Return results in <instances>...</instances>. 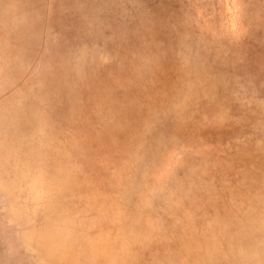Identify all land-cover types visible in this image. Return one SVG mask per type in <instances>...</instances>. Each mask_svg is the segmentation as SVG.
<instances>
[{"label": "rangeland", "instance_id": "374dc122", "mask_svg": "<svg viewBox=\"0 0 264 264\" xmlns=\"http://www.w3.org/2000/svg\"><path fill=\"white\" fill-rule=\"evenodd\" d=\"M0 264H264V0H0Z\"/></svg>", "mask_w": 264, "mask_h": 264}]
</instances>
